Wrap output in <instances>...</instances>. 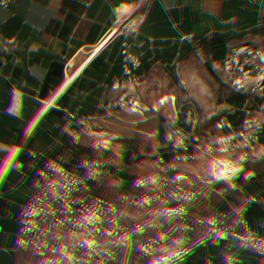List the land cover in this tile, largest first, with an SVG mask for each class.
I'll return each mask as SVG.
<instances>
[{
	"label": "built area",
	"instance_id": "1",
	"mask_svg": "<svg viewBox=\"0 0 264 264\" xmlns=\"http://www.w3.org/2000/svg\"><path fill=\"white\" fill-rule=\"evenodd\" d=\"M91 1L112 23L157 24L164 42L179 32L203 38L215 30L225 48L229 33L241 71L234 91L264 87V0ZM84 3L0 0V202L210 226L218 215L210 151L191 149L187 140L181 147L157 146L151 66L128 43L84 42L86 33L100 29L85 19ZM225 222L238 229L229 248L246 241L231 264H264V212L241 211ZM93 229L83 232L90 239L96 234L99 245ZM124 229L133 247L110 253L113 264H147L164 254L161 230Z\"/></svg>",
	"mask_w": 264,
	"mask_h": 264
},
{
	"label": "crops",
	"instance_id": "2",
	"mask_svg": "<svg viewBox=\"0 0 264 264\" xmlns=\"http://www.w3.org/2000/svg\"><path fill=\"white\" fill-rule=\"evenodd\" d=\"M84 17L100 24L98 31L86 33L84 42L112 38L128 43L151 66L157 96V146L181 147L187 140L191 149L210 151L222 219L236 220L241 211L250 216L263 213L264 87L247 94L234 91L233 82L241 71L235 62L233 37L226 35L225 48L215 30L203 38L179 32L176 39L164 42L158 39L157 24L112 23L91 0H85ZM171 24L167 21L165 27ZM209 134H214V144L209 143ZM81 208L25 200L0 202V264H113L105 248L98 246L97 252L80 243L89 224ZM237 233L225 249L227 264L233 262L234 252L245 247L244 240L229 248Z\"/></svg>",
	"mask_w": 264,
	"mask_h": 264
},
{
	"label": "rangeland",
	"instance_id": "3",
	"mask_svg": "<svg viewBox=\"0 0 264 264\" xmlns=\"http://www.w3.org/2000/svg\"><path fill=\"white\" fill-rule=\"evenodd\" d=\"M75 44V42H67L69 52L75 50L71 47ZM39 46L45 47L47 44L41 43ZM2 76L3 68L0 67V78ZM81 211L85 212L87 216L97 218L89 223L86 228H92V231H95L93 227H98L99 245H97L96 236L90 240L94 246L97 248L99 246L101 249L103 247L109 253L131 249L133 236L124 227L128 230H134L138 227L161 230L163 253L168 254L166 256L167 264H221L226 247L238 231L227 224L220 213H218L215 223L204 226L191 223H164L159 220L118 212L107 214L104 211H99L94 213L88 208H81ZM84 246L89 247L88 245Z\"/></svg>",
	"mask_w": 264,
	"mask_h": 264
},
{
	"label": "bare ground",
	"instance_id": "4",
	"mask_svg": "<svg viewBox=\"0 0 264 264\" xmlns=\"http://www.w3.org/2000/svg\"><path fill=\"white\" fill-rule=\"evenodd\" d=\"M90 233L89 232H83V235L81 236V243L82 244H84V245H87V244H85L84 242L85 241H90V242H92L91 240H90ZM93 236H96V234H94ZM79 239V238H78ZM96 239V238H95ZM92 248H97L96 246H94L93 245V242H92V246H91ZM168 254H162L161 256H159V257H157V258H155V259H153V260H151V261H149L147 264H166V256H167Z\"/></svg>",
	"mask_w": 264,
	"mask_h": 264
},
{
	"label": "snow or ice",
	"instance_id": "5",
	"mask_svg": "<svg viewBox=\"0 0 264 264\" xmlns=\"http://www.w3.org/2000/svg\"><path fill=\"white\" fill-rule=\"evenodd\" d=\"M262 78H264V77H262ZM174 99V98H173ZM220 143L222 144L223 143V141H220ZM105 146H107L106 144H105ZM0 171H2V168H0ZM235 171V170H234ZM94 175V174H93ZM221 175H223V173H221ZM217 178H219V176H217ZM177 179H181V177H177ZM111 210V209H110ZM95 219H97L96 217H94V216H88V217H86V220L89 222V223H91L93 220H95ZM85 244H87L89 247H91L92 246V242H90V241H85L84 242ZM174 255H178V254H174ZM166 259H167V257H166Z\"/></svg>",
	"mask_w": 264,
	"mask_h": 264
}]
</instances>
